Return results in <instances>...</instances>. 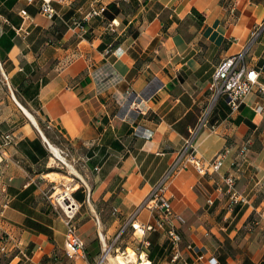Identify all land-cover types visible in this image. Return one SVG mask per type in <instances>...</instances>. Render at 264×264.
<instances>
[{
	"label": "crops",
	"instance_id": "0c3cea01",
	"mask_svg": "<svg viewBox=\"0 0 264 264\" xmlns=\"http://www.w3.org/2000/svg\"><path fill=\"white\" fill-rule=\"evenodd\" d=\"M112 2L132 5L130 0H54L58 17L52 21L39 13V0H16L8 12L18 18L21 10L27 12L29 18L21 24L28 35L15 32L11 49L0 48L5 60L0 71L9 75L13 91L22 80L38 84L33 101L25 102L36 107L84 163V175L71 174L79 182L67 178L63 185L78 205L76 217L83 221L76 229L85 245L93 241L101 246L98 231L103 226L109 234L126 224L175 161L208 106V85L217 65L245 47L264 21V0H137L135 11L112 21L104 18V11L87 18ZM192 10L203 17L201 23ZM186 20L184 31L180 27ZM62 23L66 29L57 31ZM6 26L0 13V37ZM248 62L264 86V31ZM256 100L234 113L219 100L196 136L197 154L205 162L227 151L218 174L202 177L189 167L167 183L172 211L181 219L176 226L185 234L182 248L192 247L183 250L177 264H209L213 258L217 264H264V111L254 113ZM25 112L29 123L11 134L13 142L0 158V172L7 168L11 179L4 197L8 206L0 218L9 241L6 264H93L102 257L100 246H85L84 257L60 254L64 221L42 197L38 182L57 173L34 170L42 161L33 163L22 151V142L39 139L34 132L37 117L28 112L33 122ZM5 129L1 124L0 145ZM47 146L52 160H58L53 145ZM228 175L248 200L235 212H222L221 202L228 198L223 177ZM58 192L64 191L57 189L52 196ZM26 219L52 230V240L24 227ZM136 219L144 224L152 216L143 210ZM151 236L165 244L159 235Z\"/></svg>",
	"mask_w": 264,
	"mask_h": 264
},
{
	"label": "built area",
	"instance_id": "2783aa9c",
	"mask_svg": "<svg viewBox=\"0 0 264 264\" xmlns=\"http://www.w3.org/2000/svg\"><path fill=\"white\" fill-rule=\"evenodd\" d=\"M26 2L32 4L34 0H26ZM39 2V13L42 16L48 20H53L58 17V14L53 7L54 0H39ZM103 11V9L93 10L88 14L87 18L100 16ZM19 16L22 19V24L29 18L25 10H21ZM22 24L14 31L17 35L23 34L24 36H27L28 31L22 28ZM263 31L264 21L252 32L251 40H255ZM250 47L248 43L239 52L221 60L217 65L208 85V91L210 94L208 109L203 111L197 125L189 130L188 136L184 139V144L178 152L175 161L171 164L158 183L151 188L145 199L135 207L133 213L127 219L126 224L119 229L115 235L113 243L109 247H107L106 244V236L103 235L102 231H98V240L102 246V251L106 253L107 250L110 249V252L106 253L107 256L103 254L98 261L94 262V264H105V261L107 257L110 256L111 252L117 253L114 258L116 260L115 262L118 264H120L117 262L118 257H122L126 263L152 264L148 254L150 246L149 236L153 234L159 235L160 238H163V242L168 251L169 264H177L183 259V250L190 251L192 249L190 245H186L182 248V236L176 226V223H180L181 219L172 211L170 201L166 195V186L177 173L187 170L189 167L202 177L208 174H218V171L226 159L227 151L219 152L210 161L205 162L197 154L195 139L199 131L207 125L209 114L220 99H223L229 110L234 113L240 110L244 105L245 98L253 92L257 95V100L252 107L254 113L260 114L264 111V104H262V101H264V86L258 81L259 72L252 68L247 60V53ZM117 51L118 49L112 53L115 54ZM109 53V49L105 51V54ZM148 137H150V135H148ZM1 139L2 146H8L13 140L10 134L3 135ZM1 157H5V153L0 147V158ZM235 180V177L232 175L223 177L225 192L228 196L227 209L230 212L238 205L248 204L246 196H243L236 191ZM10 181L11 179H8V182ZM2 190L4 192L6 191L5 186H3ZM56 203L64 215V225L66 228L64 233V247L67 255L83 256L85 243L78 236L74 224V219L78 212V205L72 198L62 202L64 208L57 200ZM209 203L211 204L212 202L209 201ZM7 206V201L3 202L1 205L0 218H3ZM53 207L56 209V204L53 203ZM143 210L149 211L152 216V220L144 224L138 222L136 219ZM115 212L116 210L114 209L113 213ZM96 223L97 228L99 229L100 224L97 219ZM128 228L131 230V235L137 240V246L131 251L132 256L127 252L128 248L120 252L119 248L115 247V243L121 238L122 234L128 232ZM8 244L9 241L7 242V240L4 239L1 240V253H8ZM209 264H217L216 259H211Z\"/></svg>",
	"mask_w": 264,
	"mask_h": 264
},
{
	"label": "rangeland",
	"instance_id": "374dc122",
	"mask_svg": "<svg viewBox=\"0 0 264 264\" xmlns=\"http://www.w3.org/2000/svg\"><path fill=\"white\" fill-rule=\"evenodd\" d=\"M123 9H126L127 11H129V8L127 7V5L123 6ZM187 20L186 22H184L182 24V26L180 28H184V31L187 30ZM260 37V35H259ZM257 37V38H259ZM257 38L255 40H250L249 42V51L247 53V60H248V56L250 54V50L252 48V45L254 44V42L257 40ZM5 73V72H4ZM10 77L8 74L3 75L0 71V125L4 124L7 129L2 130L4 131V135L5 134H12L14 132H16V130L18 129V127L24 123H29L26 118L22 115L21 111L19 110V106L17 107V103H19L20 105H22V107L28 111L31 115H34L37 117V119L40 120L42 126L39 127L40 131L42 132V134L44 135L47 143L49 142L50 144H52L53 146L55 145V147H57L61 153L62 156L65 158L66 162L68 163V165H64L62 162L58 161V160H52V156L51 153L48 150V146L47 143L44 142L38 135V133L35 131L34 132L36 134V137L39 138L41 145L43 147V150L46 154V157L43 159V161L40 163L39 167H33L34 170H52L53 172H56L57 175H51L50 177H47L46 181H42L39 180L38 182H40V188H41V194L42 197L45 198L46 201H49L52 206L53 203L56 204V212L58 215H60L63 218L64 221V215L63 212L61 211L60 207L57 205L56 203V199L52 196L53 193L57 190L60 189L61 191H66L67 189H69V187H65L63 184L66 182L67 178L72 179L71 183L74 182H79V180L76 177H73L71 174H79L80 175H84L85 174V169H84V163H82V161H79L78 156L74 155L73 152L71 151L70 148H68V146L65 144V142L63 141V139L61 138V135L57 132L52 130L51 128H49V126L46 124L43 116L40 115L39 112H37V109L34 105L31 104H27L25 101H23V104L16 98L17 102L16 104L14 103L15 101H13V96L11 95V91H13L11 85H10V81H9ZM9 84V86L7 85ZM14 95L15 92L13 91ZM16 97V96H15ZM257 95L253 92H251L244 100V104L247 105H251L253 104V102L256 100ZM15 100V99H14ZM222 100V99H220ZM209 105V104H208ZM134 106V104H133ZM134 108V107H133ZM203 109H208V106H205ZM32 128V127H31ZM7 133H6V132ZM21 134V133H20ZM3 136V135H2ZM12 139L13 136L11 135ZM13 142V140H12ZM10 145V144H9ZM2 151H5V147L6 146H2V143L0 145ZM5 153V152H4ZM7 168H4L3 172H0V210H1V205L3 204V202L5 201L4 197L6 194V191L4 192L2 190L3 186H5V189H7L6 184H8V177H7ZM2 177V178H1ZM37 183V182H36ZM39 185V184H38ZM70 196H71V191L68 190ZM72 198V196H71ZM227 204H228V198H226V196L224 197V200L221 202V205L223 206L222 212H227ZM240 206H237V208L235 209V211H237L239 209ZM245 208V207H244ZM243 208V210H244ZM233 209V212H235ZM56 214V215H57ZM234 214V213H233ZM77 216V214H76ZM75 216L74 219V224L76 226V228L79 229V224L83 221H80L77 219V217ZM254 220V217L253 219ZM249 220V218L246 221V225L248 222V227L251 228L254 226V224H252V221ZM255 222V221H254ZM253 222V223H254ZM64 223V222H63ZM235 223V222H234ZM63 225V224H62ZM233 226V225H232ZM65 227V225H64ZM66 229V228H65ZM108 226L106 227H102V231H103V235H107L108 239L106 238V244L107 247H109L112 243L113 240L115 238V235L117 234L115 231H111L109 234H107L108 231ZM65 233V232H63ZM182 237H185L184 232H181ZM62 240V247L64 248L63 251L60 248V254L63 255L64 258L69 259V258H74L75 256H69L67 255L66 251H65V247H64V236H61ZM7 240L8 242V236L2 231V229H0V243L1 240ZM154 239V243L159 246L161 244L158 236H152V240ZM93 241L88 242L85 246H89V249L91 250L92 248L96 247V246H100L98 245V243L93 244ZM137 246V240L131 235L130 232H126L124 234H122L121 238L115 243V247L119 248V251L122 252L124 249L128 248L127 252L131 253V251L133 249H135V247ZM225 247V246H224ZM100 251L102 253V255H106V253L110 252V249H106L107 252L104 253L102 251V246L99 247ZM220 250V249H219ZM9 253V251H8ZM3 254L0 252V264H6V262L9 260L7 255L9 254ZM15 253V252H14ZM117 255V253H113L111 252L110 256L107 257L105 264H116L115 262V256ZM84 257V256H83ZM87 257V256H86ZM160 255L155 254L153 256V258H151L153 260L152 264H169V259H168V255L166 253L163 254V256L160 258ZM82 259H86V258H82ZM114 259V260H113ZM90 262V260H89Z\"/></svg>",
	"mask_w": 264,
	"mask_h": 264
},
{
	"label": "trees",
	"instance_id": "16d2710c",
	"mask_svg": "<svg viewBox=\"0 0 264 264\" xmlns=\"http://www.w3.org/2000/svg\"><path fill=\"white\" fill-rule=\"evenodd\" d=\"M0 2L4 3L3 4L4 8L2 10H0V13H2L5 16L6 20L8 21V26L5 27V31L3 32V34L0 37V48H3V50L5 52H8L12 47V43L10 40L16 35L14 30L18 29L21 26L22 19L16 17L14 14L8 12L13 8L16 0H0ZM130 3H132L131 7L127 6L129 8V11H127L126 9H123V3L119 4L120 6L122 5V8L120 6H117V4L115 2L109 3L103 12L104 18L108 21H112L114 19H117L121 13H123V14L127 13L128 14V13H130V11H135V9L139 5L137 0H130ZM191 15L194 18H196L200 23L203 21V17L197 11L192 10ZM53 20H56V18H54ZM63 25L64 24L62 23V25L60 27L55 28V29H57V31H59L61 29V27H64ZM111 49H113V48H111ZM0 61L2 64L5 61L1 57V55H0ZM38 87H39L38 84L37 85L33 84L31 80L30 81L28 80L27 85H25L24 81L22 80L21 83L16 88L14 87L15 88V96L22 104H23V101H25V100L26 101H33L34 97L37 95ZM22 97L24 100L22 99ZM37 122H38V125L41 127L42 124H41L39 119H37ZM20 147L22 148V151L24 152L26 157L30 161H32L33 163H36L39 159L41 161H43V159L46 157V154L43 150V147H42L39 139H35L33 141L27 140L25 142H22L20 144ZM50 171H52V170H46L45 172H50ZM24 227H26L30 230H33L36 233L44 234L50 239V241L52 240V235H53L52 230H50L49 228H47L46 226H44L38 222L32 221L30 219H26L24 221ZM149 242H150V246H149L148 256H149V259L152 261V263H153V260L151 258H153V256L155 254L160 255L161 257L163 256V254L166 255V253L168 255V251L166 249L165 244H163L161 246L160 245L157 246L154 243V239L152 240V236L149 237Z\"/></svg>",
	"mask_w": 264,
	"mask_h": 264
},
{
	"label": "bare ground",
	"instance_id": "6f19581e",
	"mask_svg": "<svg viewBox=\"0 0 264 264\" xmlns=\"http://www.w3.org/2000/svg\"><path fill=\"white\" fill-rule=\"evenodd\" d=\"M25 114L28 116V118L30 120H32L34 122L33 118L28 114V112H25ZM50 149H51L52 153L58 158V160H60V162H62V163H64L66 165V161L60 155L59 150L57 148L53 147V146H50ZM68 190L69 189H67L64 192H58L54 196L56 198V200L62 205L63 208H64V204L62 202L71 199V197L69 196ZM130 255L132 256L131 253H130ZM117 262H119L120 264H132L131 262L130 263L129 262L126 263V261L122 257H118ZM116 264H118V263H116Z\"/></svg>",
	"mask_w": 264,
	"mask_h": 264
},
{
	"label": "water",
	"instance_id": "95a60500",
	"mask_svg": "<svg viewBox=\"0 0 264 264\" xmlns=\"http://www.w3.org/2000/svg\"><path fill=\"white\" fill-rule=\"evenodd\" d=\"M17 105L19 106V108L21 109V111L24 113L25 109H24L19 103H17ZM36 130H37V132H38L40 138L44 141V140H45V139H44L45 137H44V135L42 134V132L40 131V129H39V128H36ZM45 142H46V140H45ZM47 144H48V143H47Z\"/></svg>",
	"mask_w": 264,
	"mask_h": 264
}]
</instances>
